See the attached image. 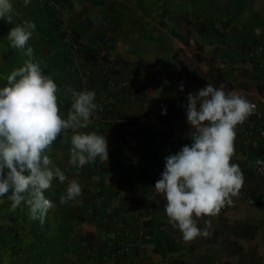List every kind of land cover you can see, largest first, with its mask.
Here are the masks:
<instances>
[{"label": "crops", "instance_id": "0c3cea01", "mask_svg": "<svg viewBox=\"0 0 264 264\" xmlns=\"http://www.w3.org/2000/svg\"><path fill=\"white\" fill-rule=\"evenodd\" d=\"M11 4L14 24L0 19V88L29 59L9 46L7 35L15 23L32 21L36 29L26 47L57 84L61 115L71 110L69 87L94 91L96 104L108 100L103 116L90 118L88 128L79 131L107 138L109 159L98 170L92 162L72 165L73 133H62L46 154L67 179L54 178L45 191L54 207L44 223L31 220L26 205L10 211L11 202L0 197V264H103L109 239L114 245L123 233L134 252L124 264H264V174L254 170L255 162L264 160V139L258 134L264 122V69L253 66L247 53L254 42L264 41V0ZM199 26L203 30L198 32ZM65 28L75 31L76 39H68ZM196 55L222 61L224 91L257 103L260 117L252 114L236 128L231 162L243 172L240 193L218 215L197 221L201 230L205 220L211 221L207 237L186 243L168 222L166 201L154 188L164 158L192 143L181 102L189 81L179 69L183 62L186 69L195 67ZM73 179L81 195L61 204ZM96 185L104 193L99 203Z\"/></svg>", "mask_w": 264, "mask_h": 264}, {"label": "clouds", "instance_id": "9594fccd", "mask_svg": "<svg viewBox=\"0 0 264 264\" xmlns=\"http://www.w3.org/2000/svg\"><path fill=\"white\" fill-rule=\"evenodd\" d=\"M29 3L31 0H24V6ZM11 12V0H0V19L14 24ZM35 29L34 22L25 20L15 23L7 35L9 46L29 59L11 72L7 85L0 88V197L8 198L12 212L26 205L29 218L43 224L54 207L45 191L52 187L54 178L60 183L67 179L46 154L54 141L62 133L65 137L69 131L73 133L69 162L77 167L97 159L108 161L109 155L107 138L96 132L79 131L88 128L90 118L100 107L94 103V91L77 92L69 87L71 110L66 117L61 115L57 84L42 73L40 63L33 62V49L26 47ZM186 100L192 143L164 158V170L154 189L166 201L168 222L187 243L198 236L207 237L211 221H204V230L197 221L218 215L243 187V172L231 161L236 128L254 113L255 105L235 91L226 93L209 83L198 92L189 93ZM162 114L166 115V110ZM260 171L264 174V168ZM81 192L77 180H70L60 203L74 200Z\"/></svg>", "mask_w": 264, "mask_h": 264}, {"label": "built area", "instance_id": "2783aa9c", "mask_svg": "<svg viewBox=\"0 0 264 264\" xmlns=\"http://www.w3.org/2000/svg\"><path fill=\"white\" fill-rule=\"evenodd\" d=\"M66 32V37L68 39L72 38V31L69 28H65L64 30ZM75 53V51H74ZM248 60L253 66L257 67L258 69H264V41H256L254 42L248 49ZM107 99H105V102H102L99 105L100 107L94 112L91 119L93 121H97L100 119L104 114L105 105H107ZM255 105V111L253 115L255 117H260V113L258 111V105L255 102H251ZM260 104L262 106V109L264 111V95L260 97ZM258 134L264 139V122L260 125L258 129ZM257 161H264L262 159H258ZM257 161L255 162L254 170L257 172H261L260 169L264 168V164H258ZM101 161L97 159V161L92 162L94 168L98 170L101 166ZM95 193H96V202L99 203L104 198L103 188L101 185H96L95 187ZM124 236L120 238L114 245L112 241L109 239L108 248L102 255V263L103 264H124L127 260H130L134 256L133 249L128 244V242L125 240V233H123ZM122 234V235H123ZM108 236V235H106ZM114 246V247H113Z\"/></svg>", "mask_w": 264, "mask_h": 264}, {"label": "trees", "instance_id": "16d2710c", "mask_svg": "<svg viewBox=\"0 0 264 264\" xmlns=\"http://www.w3.org/2000/svg\"><path fill=\"white\" fill-rule=\"evenodd\" d=\"M203 27L199 26L196 31H202ZM190 32V31H189ZM72 38L76 39L75 31L72 33ZM188 40L183 44L186 45ZM201 48V45H197ZM177 51L173 54V60H176ZM197 64L192 69H186L183 64L180 66L179 74H184L189 81V84L185 87V95L181 97V102L187 105L186 97L189 93L198 92L201 88L205 87L207 83L212 84L216 88L224 89V85L227 84V79L223 73L224 64L222 61H215L214 58H206L202 55H196ZM204 63L205 66L202 67L199 64Z\"/></svg>", "mask_w": 264, "mask_h": 264}]
</instances>
